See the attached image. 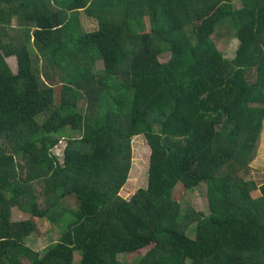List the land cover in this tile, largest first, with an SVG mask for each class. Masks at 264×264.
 Instances as JSON below:
<instances>
[{
    "label": "trees",
    "instance_id": "obj_1",
    "mask_svg": "<svg viewBox=\"0 0 264 264\" xmlns=\"http://www.w3.org/2000/svg\"><path fill=\"white\" fill-rule=\"evenodd\" d=\"M263 121L264 0H0V264H264ZM136 136L146 185L126 199ZM201 183L208 213L176 197Z\"/></svg>",
    "mask_w": 264,
    "mask_h": 264
},
{
    "label": "rangeland",
    "instance_id": "obj_2",
    "mask_svg": "<svg viewBox=\"0 0 264 264\" xmlns=\"http://www.w3.org/2000/svg\"><path fill=\"white\" fill-rule=\"evenodd\" d=\"M237 2V0H234ZM80 20L84 27L86 29H93L96 27V23L92 21V19H88L86 16H84L83 13H81ZM145 31H148L147 26L145 28ZM213 37L216 39V45L217 48L223 53L224 57L230 59L234 56V51L237 47L236 40L233 36L232 28L230 27L229 23H226L225 25L221 24L218 26L214 33ZM159 60L161 62H164L168 59V54H160L158 56ZM8 65L10 68L14 71L16 68V63L14 58H7L6 59ZM54 86L57 87L56 83L58 81V78L55 77L53 79ZM57 96V93H56ZM103 100L106 99L104 96L102 98ZM78 105L80 107H83L85 105L84 99L78 100ZM62 134L66 135L68 134V128L62 130ZM64 140V138H63ZM61 141L58 145H56L52 151L57 156L61 155L62 147L64 144V141ZM132 165L129 171V175L127 178L126 183L120 190V195L126 199H128L132 193L138 189L139 187H144L146 185L145 182V174H146V163L148 160V147L145 144V141L143 137L136 136L132 139ZM264 166V121H263V130L261 133V139L260 144L258 146L257 154L254 158V160L250 163V173L251 176L257 181L259 184L263 181L262 178V167ZM177 186V185H176ZM175 186V187H176ZM181 186H177L176 189H178L176 197L183 202V208L187 207H193L195 210L208 213V203L206 198V189L205 184L201 183L199 186L195 189H181ZM29 217V214L17 207H14L12 210V220H20V219H26ZM37 226L39 228V235L33 234L28 238L27 244L32 249L39 251L42 253V250L44 247H46L51 239V233L49 232L48 227L50 226L49 223L46 222L45 219H40L37 222ZM193 227L191 226V229L189 230V234L191 236L194 235L193 233ZM144 250H139L134 253H122L118 255V259L123 262H134L138 257H140L143 254ZM79 259V255L77 252L74 254V262H76ZM186 264H189V260L186 261Z\"/></svg>",
    "mask_w": 264,
    "mask_h": 264
}]
</instances>
